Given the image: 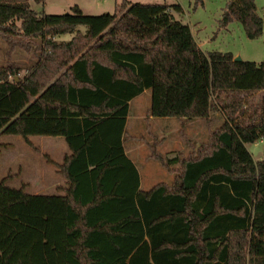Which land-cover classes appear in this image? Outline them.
Segmentation results:
<instances>
[{
  "label": "trees",
  "instance_id": "16d2710c",
  "mask_svg": "<svg viewBox=\"0 0 264 264\" xmlns=\"http://www.w3.org/2000/svg\"><path fill=\"white\" fill-rule=\"evenodd\" d=\"M28 1L0 0V35L34 57L22 78L0 66V134L63 137L66 186L30 194L0 180V264H264L253 249L264 251V159L246 148L264 139V55L201 50L179 4L122 0L87 15ZM233 19L264 36L254 0H228L220 25ZM145 89L149 118H223L186 156L152 153L177 166L148 190L123 147L128 103Z\"/></svg>",
  "mask_w": 264,
  "mask_h": 264
},
{
  "label": "rangeland",
  "instance_id": "374dc122",
  "mask_svg": "<svg viewBox=\"0 0 264 264\" xmlns=\"http://www.w3.org/2000/svg\"><path fill=\"white\" fill-rule=\"evenodd\" d=\"M122 0H44L35 3L29 0V6L38 14H63L77 5L84 14L98 15L113 12L116 3ZM131 3L179 4L181 12H172L174 17L189 24L195 31L201 50L231 52L241 60L259 63L264 55V36L246 37L242 25L235 19L226 26L220 25L221 14L228 0H128ZM256 14L260 17L264 11V0H254ZM83 32L84 27L78 28ZM73 34H61L53 37L55 41H67ZM33 49L20 46L11 47L0 35V66L11 63L19 68L18 77L28 73V67L34 64ZM260 92L254 94L258 97ZM150 89H145L134 98L128 108L127 123L123 133V147L127 156L137 165L139 188L149 189L158 181L170 183L177 164H170L169 172L158 160L151 158L159 153L163 158L182 157L189 154L199 144L205 142L210 131L223 121L219 110L210 113L208 120L190 119L188 125L181 124L178 117H147L150 106ZM182 130V131H181ZM195 133V134H194ZM0 180L12 188L22 187L26 193L59 194L57 186H65L63 177L57 173V165L67 154L68 147L61 136L0 134ZM253 159H264V139L246 144ZM175 165V166H174ZM254 252L262 254L259 246Z\"/></svg>",
  "mask_w": 264,
  "mask_h": 264
},
{
  "label": "crops",
  "instance_id": "0c3cea01",
  "mask_svg": "<svg viewBox=\"0 0 264 264\" xmlns=\"http://www.w3.org/2000/svg\"><path fill=\"white\" fill-rule=\"evenodd\" d=\"M188 26H189V28H190V31H191V33H192V35H193V37H194V39H195V41H196V43H197V45L199 46L200 45V43L198 42V40H197V36H196V33H195V31H194V29L189 25V24H187ZM235 56V55H234ZM137 97V96H136ZM136 97H134V98H136ZM134 98H132L130 101H129V103H128V108H129V105H130V103H131V101L134 99ZM190 122V120L189 121H187L186 122V125H188V123ZM126 123H127V116H126ZM126 123H125V126H126ZM195 134V133H194ZM246 148H247V146H246ZM248 149V148H247ZM124 151H125V153L127 154V152H126V150H125V148H124ZM249 151V150H248ZM250 152V151H249ZM170 154H173V152L172 153H170ZM170 154H168V156L165 158V159H171V158H174V157H176V156H169ZM251 154V153H250ZM65 155V154H64ZM162 156V155H161ZM252 156V155H251ZM151 158H153V157H151ZM253 158V157H252ZM154 159V158H153ZM132 162H133V160L132 159H130ZM253 160H255V159H253ZM256 161V160H255ZM134 163V162H133ZM161 164V163H160ZM134 165L136 166V169H137V171H138V168H137V165L134 163ZM162 165V164H161ZM175 166V165H174ZM162 167L165 169L166 168V170L169 172V168L171 167L170 165L169 166H167V167H165L164 165H162ZM160 182H162V181H158L157 183H160ZM157 183H155V184H157ZM164 183H166V182H164ZM66 184V183H65ZM155 184H153L152 186H154ZM66 186V185H65ZM65 186H61V185H59V186H57L56 187V189H58V190H61V188H63V187H65ZM151 186V187H152ZM150 187V188H151ZM149 188V189H150ZM148 190V189H147ZM60 192V191H59ZM34 194H38V193H34Z\"/></svg>",
  "mask_w": 264,
  "mask_h": 264
},
{
  "label": "water",
  "instance_id": "95a60500",
  "mask_svg": "<svg viewBox=\"0 0 264 264\" xmlns=\"http://www.w3.org/2000/svg\"><path fill=\"white\" fill-rule=\"evenodd\" d=\"M234 60L239 61V60H241V59H240L239 56H235V57H234Z\"/></svg>",
  "mask_w": 264,
  "mask_h": 264
}]
</instances>
